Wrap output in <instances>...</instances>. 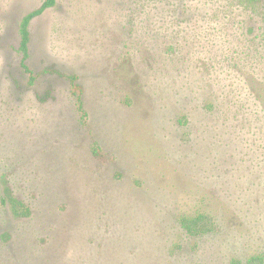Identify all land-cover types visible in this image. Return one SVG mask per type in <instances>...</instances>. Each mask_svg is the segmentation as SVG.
I'll return each instance as SVG.
<instances>
[{"label":"rangeland","instance_id":"obj_1","mask_svg":"<svg viewBox=\"0 0 264 264\" xmlns=\"http://www.w3.org/2000/svg\"><path fill=\"white\" fill-rule=\"evenodd\" d=\"M43 1L0 0V264L264 256V0H56L28 72Z\"/></svg>","mask_w":264,"mask_h":264},{"label":"trees","instance_id":"obj_2","mask_svg":"<svg viewBox=\"0 0 264 264\" xmlns=\"http://www.w3.org/2000/svg\"><path fill=\"white\" fill-rule=\"evenodd\" d=\"M56 3V0H44L42 4L25 14L19 23V46L18 50L20 53V65L23 69L29 72V68L26 64V59L28 57V44L30 40L29 25L33 18L39 16L43 11L49 7H52ZM72 80L75 77H70ZM33 80V77H30ZM78 108L82 111L83 115H86L82 110V98L81 95L77 96ZM5 175H0V204L6 206L10 212L17 217H26L30 214L29 208L24 204L22 200L17 198L9 185H7ZM180 224L184 230L192 236L203 235L212 230L213 222L207 214L199 213L192 217H181ZM232 264H240L239 261H232ZM244 264H264V256L253 255L246 259Z\"/></svg>","mask_w":264,"mask_h":264}]
</instances>
